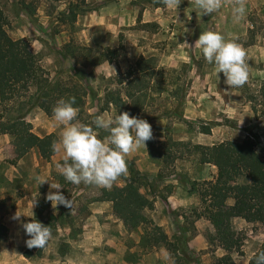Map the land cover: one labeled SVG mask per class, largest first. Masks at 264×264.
<instances>
[{"label":"rangeland","instance_id":"1","mask_svg":"<svg viewBox=\"0 0 264 264\" xmlns=\"http://www.w3.org/2000/svg\"><path fill=\"white\" fill-rule=\"evenodd\" d=\"M235 3L236 0H222V7L217 13L203 15L196 7L195 0H180L179 4L170 5H165L163 0H87L86 5L75 9L78 11V20L72 24L67 16L68 11L71 7L78 6L79 1L0 0V5L9 19L8 33L16 40L30 41L31 51L40 55L42 65L53 81H77L73 69L85 74L83 86L92 89V93L88 94L84 109L78 111L77 120L80 123H90L105 112L113 118L118 115L113 106L106 107V93L109 89L116 88L112 84L115 78L120 73L127 72L141 56L156 57L159 66L173 70L167 77L179 78V84H185L186 87L189 85L180 112L185 119L195 122L196 125L189 127L175 116L169 115L172 108L180 105L179 101L171 99L167 92L159 94L154 89L147 98L148 107L145 113L139 117L147 120L153 129V139L146 143L150 159L145 163V167H150L152 172H141L139 160L128 155L127 175L113 184V187L123 186L124 179L134 170L138 173L141 192L155 201L159 195V186L171 175H176L179 182H182L181 178L186 179L190 188H193L195 182L203 184L211 181L201 177L194 178L199 170L205 168L200 165L198 155L191 148L171 145L168 138L175 142L205 145L209 141L219 144L249 137L264 158L263 147L253 139L256 135L254 128L258 125L254 124V120L264 121V107L256 102L259 111L257 117L252 110V104L243 93L247 90L252 94L258 92V83L250 74L254 68L252 52H246L248 82L237 89L242 93L240 96H243L240 101L245 100L247 114L252 113L254 117L246 115V122L239 125L236 120L227 119L220 114V125L213 128L216 133L207 139L200 135L198 127L201 122H210L191 119L197 113L188 104L197 73L204 77L206 69L214 67L206 62L200 49L192 46L204 31L215 29L227 35L222 25L227 19L233 22L232 7ZM244 3L246 15L240 22H251L254 24V32L264 34V0H244ZM62 13L67 14L64 17L67 18L66 21H63ZM231 31L236 33L237 29L231 28ZM229 40L244 46L242 38ZM85 47L93 52L85 50ZM108 49L119 51L117 59L113 63L99 62L100 55ZM194 69L196 73L193 72ZM159 83L160 79L155 85ZM200 92L202 93V88ZM18 107L19 101L6 104L0 102V116L4 119L17 116ZM103 108L106 110L101 111ZM25 113L26 123L33 133L44 136L49 132L51 117L35 107L27 109ZM56 126L61 133L63 125ZM107 135V132L99 131V138L103 139ZM6 148L10 157L7 154L3 161L0 159V223L7 227L8 236L0 247V264H164L160 255L161 249L171 254L175 264H217V259L227 254L218 246V242H213L215 230L211 223L207 219L206 222L199 223L201 204L186 212L175 211L172 213L173 218L165 212L160 216L155 215L160 221L168 217L169 230L175 231L171 235L157 223L159 220L152 217L155 209L145 211L148 219L154 226L161 227L172 243L178 244L180 238H187V247L180 246L176 253L163 244L150 243L149 239L155 235L153 226L144 225L135 230L125 227L115 216L112 204L98 201L105 189L102 187L84 184L77 186L65 181L59 191L68 199H73V211L62 205L54 209L46 198H38L32 207L36 190L41 193L57 191L50 189L49 183L39 186L35 177L42 176L50 182L59 183L54 174L59 173L56 165L63 162V152L56 154L50 161H39L36 167L33 160L29 164L25 163L19 170L21 177H17L19 175L16 168L22 157L16 156L14 150L12 153L10 144ZM30 153L31 150L24 157ZM169 155L170 159L166 162ZM30 157L33 158L32 155ZM206 168L208 172L211 171L210 166ZM165 191L169 192L168 188ZM17 212L21 215L20 220L13 219ZM181 217L185 219V229L178 224L179 220L182 222ZM32 219L51 227L52 237L45 249L29 248L26 245L29 237L21 224ZM232 228L240 235L243 244L239 252L231 255L236 264H249L251 257L264 246V226L250 224L238 218L232 220ZM199 230L202 242H196Z\"/></svg>","mask_w":264,"mask_h":264},{"label":"trees","instance_id":"2","mask_svg":"<svg viewBox=\"0 0 264 264\" xmlns=\"http://www.w3.org/2000/svg\"><path fill=\"white\" fill-rule=\"evenodd\" d=\"M76 1H79L78 6L71 7L68 15L61 14L63 21H66L67 18L64 17L67 16L70 17L72 24L78 20V11L75 9L86 5L87 0ZM8 26L9 19L0 5V102L6 104L19 101L17 116L9 119L0 116V135L12 137L16 156H24L30 150L36 149L42 159L50 161L57 154L52 150V143L58 140V136L54 133L45 136L33 133L26 123L25 112L35 107L52 117V110L57 101L71 96L76 97L75 107L82 111L92 89L83 86L85 74L76 69L73 71L77 81L71 80L69 83L53 81L42 65L40 55L31 51L30 41L12 38L8 33ZM249 43H253L252 34ZM84 49L93 52L90 48ZM118 53L117 50L108 49L106 53L100 55L99 62L113 63ZM172 71L159 66L156 57L141 56L127 72L120 73L115 78L112 84L116 85V88L109 89L106 93V107L113 106L118 114L128 112L132 116L141 117L148 107L147 98L155 89L159 94L167 92L171 99L179 101L180 105L172 108L168 112L169 115L193 127L196 123L185 119L180 112L189 85L186 87L185 84H179L181 80L172 78ZM168 73H171V77H167ZM158 79L161 83L155 85ZM243 93L258 117L257 106L264 107V83L258 94H252L250 90ZM201 123L198 132L205 135L211 134L213 128L220 125L218 122ZM167 141L173 146L191 148L194 154L198 155L201 165H212L217 168L214 180L205 181L203 184L195 182L190 192H197L201 199L202 212L198 214V218H205L211 223L215 230L213 242H218V246L227 252L225 256L217 259V264H236L231 254L240 251L243 240L233 230L232 220L240 218L250 224L264 226V158L260 156L255 142L249 137L240 143L224 141L212 146L175 142L172 138H168ZM168 159L170 155L165 161L168 162ZM54 176L61 185L64 184L62 175L55 173ZM141 188L138 173L131 170V175L124 179L123 186H114L110 190L103 189L98 201L111 203L115 216L130 230L144 225L153 226L155 235L149 239L153 245L163 244L175 253L180 246L187 247L185 236L180 238L178 244H174L161 227L154 226L148 219L145 211L155 209V200L143 194ZM7 236V227L0 223V247ZM261 251H264V246L251 257L249 264H254L255 256Z\"/></svg>","mask_w":264,"mask_h":264},{"label":"clouds","instance_id":"3","mask_svg":"<svg viewBox=\"0 0 264 264\" xmlns=\"http://www.w3.org/2000/svg\"><path fill=\"white\" fill-rule=\"evenodd\" d=\"M165 5L180 3V0H163ZM196 7L203 15L217 13L222 7V0H195ZM246 15L244 0H236L232 7L233 22H240ZM194 48L200 49L208 64L214 65L218 75L223 73L225 89L243 87L249 79V70L246 63V51L236 42L229 40L224 34L208 30L200 34L195 41ZM76 97L61 98L52 110L53 119L58 125H63L60 137L52 143L53 152H63L62 163H57L56 168L66 182L73 185H94L111 189L113 184L122 176L127 175V156L139 149L146 147L147 141L153 139L152 125L145 119L132 116L128 112L116 115L114 118L105 112L96 116L90 123H80L77 120L78 108ZM108 133L107 137L99 138V131ZM35 182L40 186L50 184L46 200L52 207L64 206L73 211L74 201L68 199L62 191L60 183L50 182L42 176H36ZM37 203H33L32 207ZM18 212L14 220H20ZM25 234L29 237L26 245L29 248L45 249L51 240L50 226L32 219L21 224ZM164 264H175L171 254L160 250ZM254 264H264V251L259 252L254 258Z\"/></svg>","mask_w":264,"mask_h":264},{"label":"crops","instance_id":"4","mask_svg":"<svg viewBox=\"0 0 264 264\" xmlns=\"http://www.w3.org/2000/svg\"><path fill=\"white\" fill-rule=\"evenodd\" d=\"M245 24H248L247 26ZM223 27L226 29L225 37L227 39H233V38H242L241 47L246 52H252L253 53V59H254V68L251 70L250 73L253 75L255 80L258 83V90H260L262 84L264 83V34H260L259 32H254V24L251 22H230L228 19L226 22H223ZM220 26V27H222ZM232 29H237L236 33H233L231 31ZM224 29V28H223ZM215 30V29H214ZM224 31V30H223ZM223 34V33H222ZM251 34L253 36V43H249V38L251 37ZM193 72L196 73V69L193 70ZM195 78V83L193 82V87L191 89V93L189 96L188 104L191 105V107L194 108L195 113H197L194 117H191L193 120L198 119H204L209 122H219L221 120L220 114H223L224 117L227 119L236 120L239 125L246 122V115H249L251 117H254L252 113L247 114V108L245 105V100L240 101V96L242 93L239 92V90L236 89H229L228 92H225V89L228 88L227 85H225L224 80V74L219 73L218 75L215 72L214 67H209L206 69L205 76L201 77L198 75ZM202 88V93L200 92ZM195 96V98H193ZM243 99V98H242ZM51 121L50 130L45 135L49 134H57L60 136V130L59 127H57V122L54 121L53 117L49 118ZM254 124H258L254 128V132L256 135L253 137V139L257 142H260V146L264 149V121H255ZM215 129L212 130V133L209 135L200 134L203 137H206L207 139L211 138L213 134H215ZM41 136L40 134H37ZM44 135V136H45ZM245 139L241 141H236L238 143L242 142ZM10 144L11 151L13 153L14 147L12 145V137L10 135H0V159L3 161L4 157L10 155L9 151L7 152V145ZM206 146H212L215 145L213 141H209L205 143ZM15 152V150H14ZM59 153H57L58 155ZM30 155L33 156L30 157ZM30 155L27 156H21V158L18 162L17 177H21V173L19 170L21 169L22 165L25 163L29 164L31 160H33V165L36 167L39 163V161L43 162L44 159L40 156L39 152L36 149H32ZM131 158H137L139 170L143 173H149L152 172L150 167H145V163L150 159V155L147 151V148L145 146H141L140 149H137L136 151L129 154ZM10 157V156H9ZM54 159V157H53ZM47 163V162H46ZM144 163V164H143ZM49 165V163L47 164ZM201 165V164H200ZM205 168L199 170V173L194 178H202L203 180H214L217 174V168L212 165H204ZM211 167V171L208 172V168ZM210 169V168H209ZM201 172V173H200ZM176 175H171L169 178H165L162 186H159V192L158 196L156 197L155 201V212L153 213L152 217L157 221L159 219H156L155 215L160 216L162 212H165L167 215L169 214L170 217H172V213L175 211H181L186 212L191 209H195L201 204V200L198 197V195L194 192L191 193L190 186L186 179L181 178L182 182H179V179H176ZM192 180H195L192 178ZM165 188H168L169 192L165 191ZM47 193H41L39 190H36L35 194H33V199L35 200L44 199L46 198ZM108 203V202H104ZM111 204V203H109ZM159 212V213H158ZM96 213V211L94 212ZM100 213V212H98ZM173 218V217H172ZM182 222H178L180 228L185 229L186 226L183 225V222L185 221L184 217L180 218ZM238 219V218H236ZM199 223L202 221L206 222V219L201 218L198 219ZM157 223L163 227L168 235H171L172 233H175L169 230V220L166 216V219L164 221H157ZM198 223V222H197ZM211 227V226H210ZM202 240L201 231L199 230L198 237L196 238V242H200ZM195 241V240H194ZM192 241V245L194 243ZM202 242V241H201ZM193 248V247H192ZM197 249V248H196ZM119 263V262H118ZM125 264V263H123Z\"/></svg>","mask_w":264,"mask_h":264}]
</instances>
